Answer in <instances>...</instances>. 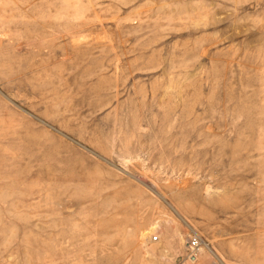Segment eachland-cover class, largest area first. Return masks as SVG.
<instances>
[{"label": "rangeland", "instance_id": "rangeland-1", "mask_svg": "<svg viewBox=\"0 0 264 264\" xmlns=\"http://www.w3.org/2000/svg\"><path fill=\"white\" fill-rule=\"evenodd\" d=\"M0 264H264V0H0Z\"/></svg>", "mask_w": 264, "mask_h": 264}, {"label": "built area", "instance_id": "built-area-1", "mask_svg": "<svg viewBox=\"0 0 264 264\" xmlns=\"http://www.w3.org/2000/svg\"><path fill=\"white\" fill-rule=\"evenodd\" d=\"M157 240H158V237H155L154 241H157ZM188 246L190 250L197 251L201 246V240L198 239V237H194L188 241Z\"/></svg>", "mask_w": 264, "mask_h": 264}]
</instances>
